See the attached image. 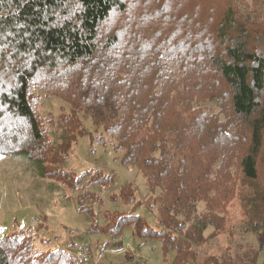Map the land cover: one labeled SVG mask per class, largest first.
<instances>
[{
  "label": "trees",
  "instance_id": "trees-1",
  "mask_svg": "<svg viewBox=\"0 0 264 264\" xmlns=\"http://www.w3.org/2000/svg\"><path fill=\"white\" fill-rule=\"evenodd\" d=\"M180 1L0 0V155L22 153L42 175L85 186L77 201L88 211L89 187L112 177L93 170L80 185L84 174L59 165L78 137L110 142L143 175L158 226L119 214L116 227L134 222L169 264H188L218 234L264 232V0ZM39 92L67 110L42 116ZM84 111L106 138L90 136ZM224 254L197 264H240ZM0 264L87 263L0 233Z\"/></svg>",
  "mask_w": 264,
  "mask_h": 264
},
{
  "label": "rangeland",
  "instance_id": "rangeland-1",
  "mask_svg": "<svg viewBox=\"0 0 264 264\" xmlns=\"http://www.w3.org/2000/svg\"><path fill=\"white\" fill-rule=\"evenodd\" d=\"M180 2L190 7V0ZM133 6L142 9L143 0H132ZM123 15H117V21L123 20ZM36 105L44 117L67 110L62 99L43 92H39ZM79 116L92 138H106L100 130H94L89 111ZM59 167L74 176L84 174L80 185L87 179L95 180L93 170L111 176L113 181L105 186L89 187L96 202L85 199L84 205L89 210L84 211L77 199L85 186L70 188L42 175L41 165L22 153L0 155V233L24 236L38 252L61 251L82 258L87 264H169L172 254L165 262L158 240L141 231L138 233L134 222L116 227L119 214H137L148 226L158 228L143 175L131 163H123L110 142L101 144L88 136L78 137L71 156ZM127 183L131 188L123 198L119 191ZM229 210L230 222L240 217L237 202ZM211 230L204 233L205 237ZM196 250V258L188 264H197L204 254L224 252V257L240 264H251L250 259L257 253L252 264H260L264 261V232L233 230L230 236L227 232L221 233L208 238Z\"/></svg>",
  "mask_w": 264,
  "mask_h": 264
}]
</instances>
